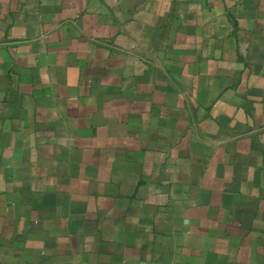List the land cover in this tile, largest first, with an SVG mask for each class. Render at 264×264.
I'll return each instance as SVG.
<instances>
[{
    "label": "crops",
    "instance_id": "obj_1",
    "mask_svg": "<svg viewBox=\"0 0 264 264\" xmlns=\"http://www.w3.org/2000/svg\"><path fill=\"white\" fill-rule=\"evenodd\" d=\"M0 264H264V0H0Z\"/></svg>",
    "mask_w": 264,
    "mask_h": 264
}]
</instances>
